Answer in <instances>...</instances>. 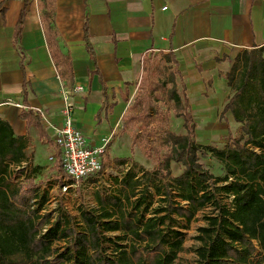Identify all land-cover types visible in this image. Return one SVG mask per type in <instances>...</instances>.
<instances>
[{"label":"trees","instance_id":"16d2710c","mask_svg":"<svg viewBox=\"0 0 264 264\" xmlns=\"http://www.w3.org/2000/svg\"><path fill=\"white\" fill-rule=\"evenodd\" d=\"M39 8L59 76L66 89H73L72 61L62 52L54 27V2L40 0ZM24 17L25 11L15 45ZM85 40L94 59L87 29ZM227 60L232 67L225 77L234 94L221 118L230 114L241 127L237 134L229 131L224 148L219 149L196 143L197 124L176 56L145 55L139 93L120 133L139 123L134 144L140 141L157 164L152 170H138L134 162L125 171L132 159H115L124 174L115 180L118 189L97 195V208L81 211L80 228L64 213L55 221L52 213L40 214L47 194L40 193L36 177L15 169L26 159V141L0 119V264H177L186 240L181 221L189 225L207 208L211 209L205 217L207 225L198 229L196 238L201 244L195 251L196 263L253 264L257 252L264 253V46L217 61ZM100 82L106 98L101 77ZM162 104L172 106L175 118L183 120L185 134L165 130L156 138L154 124L170 120ZM21 117L40 126V118L31 111ZM210 154L223 164L224 176L216 177L201 163ZM172 163L181 165L180 175H173ZM56 165L63 172L59 158ZM106 167L103 164V170ZM61 242L63 248L57 246Z\"/></svg>","mask_w":264,"mask_h":264},{"label":"crops","instance_id":"0c3cea01","mask_svg":"<svg viewBox=\"0 0 264 264\" xmlns=\"http://www.w3.org/2000/svg\"><path fill=\"white\" fill-rule=\"evenodd\" d=\"M39 1L0 0L3 9L0 13V119L11 125L17 138L26 141V159L15 169H25L27 176L36 177L35 182L43 187L40 185L42 181L38 180L58 166L53 161L49 166L38 164L37 153L40 146L48 152L49 160L58 153L55 137L63 126L62 91L66 88L46 40ZM53 2L54 27L59 35L60 48L71 58L75 86L85 89L74 97V126L84 134L90 147L99 146L104 139L111 138V146L103 158L107 167L100 174L75 183L59 170L65 176L63 182L68 179L73 186H96L99 179L110 178L112 191L118 189L115 180H121L124 174L114 164V160L120 157H113L112 150L119 144V139L127 136L132 141L134 154L135 134L128 136L129 128L125 133L120 131L123 119L139 93L144 73L143 59L150 52L176 56L195 122L192 91L198 88L203 100L197 110L199 115L210 113L204 117L212 120L208 127L215 126L214 118L209 116L220 112V120L229 128L233 124L238 133L241 125L230 114L221 118L225 105L234 94L225 77L232 62L217 60L224 56L234 59L243 51L264 46V0ZM23 11V31L18 45H15L16 28ZM86 29L94 59L86 46ZM100 77L107 87L106 98ZM217 80L226 83L218 94L214 88ZM25 111L40 118L39 127L22 119L21 114ZM123 158L132 159L133 156ZM134 162L139 163L132 160L125 171ZM140 168L141 165L138 170ZM53 180L54 184L58 182Z\"/></svg>","mask_w":264,"mask_h":264},{"label":"rangeland","instance_id":"374dc122","mask_svg":"<svg viewBox=\"0 0 264 264\" xmlns=\"http://www.w3.org/2000/svg\"><path fill=\"white\" fill-rule=\"evenodd\" d=\"M223 85H226L225 80L216 81L214 88L217 94L222 91ZM192 92V100L194 101V108L196 109L195 117L197 118L196 143L203 147L212 146L219 149L224 148L228 132L232 131V133L237 134V129L233 127V124H230L232 125L230 128L227 127L225 121H221L219 118L220 112H216V114L213 112L209 116L212 119L214 118L215 126L208 127V123L212 122V120H206L204 117L207 118L210 113H203L202 115H199V111L197 110L200 106L199 102L203 100V97L199 94L200 89L196 88ZM161 108L164 112L170 114V120L168 123L156 122L154 124L157 132L156 138H161L164 135L165 130L173 131L179 135L185 134L183 127L184 122L182 119L175 118L174 112L171 110L172 106L162 104ZM139 127V123H133L128 129V136H133V134L138 133ZM118 143L119 144L113 147V157L123 158L133 156L132 160H138L139 166L141 165V168L143 167L145 170L147 168L151 170L154 166H156L157 161L145 153L143 145L140 141L133 145L134 154H132V141L129 137L125 136L119 139ZM37 162L42 166L52 165V161L49 160L48 152L41 146L38 149ZM201 163H203L205 167L216 177L224 176L226 174L223 164L211 154L206 159H203ZM57 171H59L58 167L56 169L51 168L49 173L46 174V177L44 176V178L38 180L39 182L42 181V184L40 185H43V187H40V193L45 195L47 194V202L44 204V207L42 205L40 206L43 207L40 210V214L45 215L46 213H52L54 219L53 221H55V218L59 213H64L73 219L72 225L74 227L80 228L79 225H82L81 211L84 209L97 208V195L103 194L107 191L111 192L112 187L110 186L112 185V182H110V178H103L99 179L100 183L96 186H88L86 184L73 186L72 182L68 183V179L67 182H63L62 180L65 176L63 177L60 171ZM181 171V165L172 163L173 175H179ZM53 178L58 182L54 184V180L52 181ZM35 206L37 207V205ZM210 212V208L200 211L195 220L189 225H187L185 221H181V227L186 228V230H184V233H186V240L184 244V251L180 254L179 260L176 262L177 264H197V255L195 251L201 245L196 239L199 235L198 229L207 225L205 217L208 216ZM57 246L63 248L65 245L64 242H61L58 243ZM256 255L258 256L253 258V264H264V253L258 251Z\"/></svg>","mask_w":264,"mask_h":264},{"label":"built area","instance_id":"2783aa9c","mask_svg":"<svg viewBox=\"0 0 264 264\" xmlns=\"http://www.w3.org/2000/svg\"><path fill=\"white\" fill-rule=\"evenodd\" d=\"M85 91L83 87L64 89L63 126L57 132L55 144L58 153L50 157V161L57 162L58 158L65 175L73 182L79 183L103 171V158L107 152L111 138L104 139L102 144L95 147L88 145L84 134L74 126V97Z\"/></svg>","mask_w":264,"mask_h":264}]
</instances>
